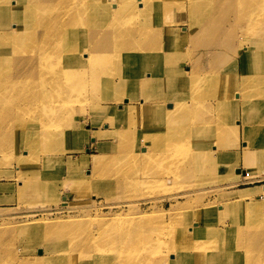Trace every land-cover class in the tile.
Returning a JSON list of instances; mask_svg holds the SVG:
<instances>
[{
	"label": "bare ground",
	"instance_id": "bare-ground-1",
	"mask_svg": "<svg viewBox=\"0 0 264 264\" xmlns=\"http://www.w3.org/2000/svg\"><path fill=\"white\" fill-rule=\"evenodd\" d=\"M13 1L15 4L11 7L7 3L8 1L0 0V69H3L5 64L12 65V71L9 73L10 78L4 75L0 76V86L5 87L0 92V114L11 118L9 120L11 124L7 126L5 145L16 154L18 147L32 146V141L27 138V129H31L35 134L45 129L49 131L55 127L49 119L55 117L57 121L62 116L71 113L68 100L74 101V95L63 91L76 85L83 87L82 84H89L91 88L89 87L88 90L104 86L107 92L96 97L97 105L91 104L89 107L83 105L79 109L74 108L75 112L90 108L89 112H96L97 115L94 117V122L102 124L103 119L113 114L115 117L118 115L121 119H128L137 111L138 107H141L146 115V121L149 122V118L152 116H158L163 121L170 122L165 126L150 122L151 124L144 128L148 133L157 137L159 142L165 141V137L168 138L167 145L171 146L168 135L171 130H184L188 133V130L200 129V127L193 129L191 126L179 125V123L187 121L182 114L185 110L181 113L179 110L186 104L193 106L195 103L202 102L199 98H193L191 94L184 92L185 84L190 83L193 75L186 71L183 72L180 66L182 62L193 60L195 69L200 68L205 72L222 71L229 75L238 71V66L233 63L241 62L242 73L249 74L254 71L253 77L245 78L242 87H238L235 82L225 84V86H231L238 90L240 95L243 89L250 88L249 82L255 78H263L260 75L264 74V0H59L57 4L54 0ZM31 2L39 4V6H24L25 3L29 5ZM191 12L193 13L191 14ZM182 22L188 24L189 31H183L180 34L182 36H178L176 41H181V39L188 41L193 28L209 32L205 35L207 39L201 40L197 45L190 44L188 48L185 44L179 47L173 43L175 42L173 36L176 35L177 30L175 25ZM147 23H151L153 27L146 28ZM4 24H8L10 28L3 29ZM237 26L242 28L240 36L236 35L235 28ZM146 30L148 33H154L150 35L158 43L154 49L150 47L142 49L141 43H136ZM26 40L35 41L37 44L31 50L20 49L21 43ZM236 44L239 48L246 44V53L240 60H238ZM176 49L178 52H175ZM152 51H154L153 54ZM195 55H198V59H195ZM205 57L209 60H207L208 62H205ZM250 58L252 63L249 68V65L245 63ZM143 59L155 60V70L146 71L148 67ZM164 69L168 71L167 74ZM64 83L68 86H65ZM31 84H36L38 87L37 91L29 96L26 91ZM134 88H136V92H134ZM140 89L144 90V99L137 96V91ZM177 91L181 93L177 94ZM228 93H231V89H228ZM223 96L226 98L229 95L223 94ZM29 99H36L37 103L25 105L24 103ZM47 100H49L48 103H46ZM108 100H114L111 101L114 106L101 107L102 103L108 102ZM116 108H121V113ZM202 110L200 113L195 112L194 114H201L204 118L212 116V109L208 105L204 106ZM259 113H261V117H264V110ZM250 117L254 125L252 127L254 129L253 136L258 134L260 136V133L264 132L262 120L253 111ZM27 118L32 120H26ZM33 120H37L39 123L34 124L36 122ZM119 122L120 120L115 124L118 125ZM76 125L79 126L78 121ZM250 131L252 130L248 127L246 137L249 139L252 137L249 136ZM84 134L85 131L79 127L78 130H74V133L66 132V136H69L66 138L68 140L73 138L72 142H74L83 138ZM101 135L105 134L101 133ZM122 135L119 148L115 147L119 152L117 155L114 153L111 158L112 164L116 160L128 163V161L136 159L132 149L137 140L126 139L124 138L126 134L122 133ZM142 141L146 143L145 140ZM65 142L63 144L68 151L81 152L77 158L81 165H86L91 161L95 163L97 169H103V167L99 168L103 159H91L87 152H83L84 147H79L77 142L72 145ZM155 142L154 140L150 143L151 148ZM197 142L203 146L205 138H198ZM251 143L252 140L244 146L246 145L248 148ZM178 146L176 144V149ZM212 147L216 150L217 145L214 144ZM172 153L174 151L159 147L154 152L148 153L147 156L159 159V156L163 154L162 162L178 166L183 156L181 153H178L179 156H171ZM186 153L188 154L189 150H186ZM199 154L200 157L197 158L196 163L199 168L203 169L221 171L230 168L231 171L239 160L237 154L231 156L232 152L221 153L220 159L212 157V153H207L205 149H202ZM197 155L189 156L187 161H194ZM27 158H29V154H26L22 159ZM204 159L209 160L207 165H203ZM52 162V159L48 160L49 164ZM71 168L70 181L74 182L76 179V182H81L80 184L94 181L95 188L96 186L100 187L102 179L100 175L79 176L82 174V170ZM158 171L169 174L179 172V170L167 166ZM235 172L240 174L242 170L236 167ZM133 173H136V170ZM110 175H112L111 172ZM118 177L123 178L124 182H131V175H126L124 172L120 173ZM169 180L173 182L172 179L168 178V182ZM106 181L114 182L108 179ZM101 188H104V185ZM88 189L89 187L81 189L80 193H86ZM247 196H250L248 191L239 192L235 200L232 201L233 203L227 208V212L230 213H244L237 220L236 225L241 218L247 216L246 214L258 210L261 204L256 202L253 205H246ZM178 206L180 207L170 208L169 213L180 222L188 215L181 214L178 217L177 213L185 210L182 205ZM208 212L209 210L206 208L200 210L197 218H207ZM143 220L144 218H141L136 222L141 224L140 222ZM182 223L186 224L184 231L177 229L178 224H176L177 228L171 233L172 240L177 243L169 242V245L178 246L169 248L171 249L168 253L170 257L174 259V253L171 254V252H175L177 261L183 257L187 260L194 259L197 264H215V259H220L226 254L225 233L218 231L214 228L215 226L212 228V226L203 223L205 227L211 228L207 232L195 220H190V217ZM193 223L194 225L191 226ZM52 224H48V232L51 229L70 228L78 233L83 225L81 222ZM229 225L230 223L225 226ZM145 231L146 228L138 226L123 228L114 225L111 220H102L99 236L98 233L89 234L87 241L82 243V240L85 239L84 235L69 234L68 243H56L55 241L48 243L47 250L50 252L48 256L43 257L42 253L39 254L40 249H38L40 259L30 257V260L19 263L13 261L9 264H158L162 262L168 264L169 260L165 258L161 248L155 243L157 240H148L144 248L135 247L134 249H139L138 252L130 251L129 246H135L140 234ZM207 237L211 242H205ZM36 240L41 244V239L40 241ZM184 241V246L180 247V243ZM241 244L245 245L247 242L242 240ZM111 249L113 252L110 257L107 252ZM17 256L18 253L15 258Z\"/></svg>",
	"mask_w": 264,
	"mask_h": 264
},
{
	"label": "rangeland",
	"instance_id": "rangeland-1",
	"mask_svg": "<svg viewBox=\"0 0 264 264\" xmlns=\"http://www.w3.org/2000/svg\"><path fill=\"white\" fill-rule=\"evenodd\" d=\"M6 1L11 7L15 4L13 0ZM54 1L57 4L59 0ZM24 6L37 7L39 4L31 2L29 5L25 3ZM149 27H153V25L147 23L146 28ZM175 27L177 30L176 35L173 36L175 41L173 43L179 47H182L183 44L187 45V48L190 44L197 45L201 40H206L205 35L209 33L193 28L188 41L183 39L176 41L178 36H182L180 34L183 31H189V29L186 22L177 24ZM9 28L8 24H4L3 29ZM235 31H237L236 35L240 36L242 28L237 26ZM152 34L154 33H148L146 30L136 43H141L142 49L145 47L154 49L158 43L150 36ZM36 44L35 41L26 40L21 43L20 49L31 50ZM245 45L241 48L238 47V44L235 45L238 51V60L246 53ZM175 52H178V49ZM151 53L153 54L154 51ZM205 58V62H208L207 57ZM195 59H198V55H195ZM143 61L148 67L146 71L155 70V60L143 59ZM192 61L188 60V62L180 64L183 72L186 71L193 75L190 83L185 84L184 92L191 94L193 98H199L202 102L195 103L193 106L186 104L184 108H181L179 112L185 110L182 114L187 121H183L179 125L191 126L193 129L200 127V129L188 130V133L184 130H171L168 134L171 146L167 145L168 138L165 137V141L159 142L157 137L148 133L144 128L152 122L158 123L159 126H165L170 122L163 121L158 116H152L149 118V122L146 121V115L141 107H138L137 111L128 119H121L118 115L115 117L113 114L103 119L102 124L94 122V117L97 115L96 112H89L90 108L84 111H74V108L79 109L83 105L86 107L91 104L97 105L96 97L107 92L104 86L88 90L91 86L82 84L83 87L76 85L63 91L74 95V101L68 100L71 113L62 116L57 121L55 117L49 119L55 126L49 131L45 129L35 134L31 129H27V138L32 141V146L18 147L17 154L13 150L10 151V148L5 145L7 126L11 124L9 122L11 118L0 114V242L2 243L0 263L9 264L13 261L19 263L30 260V257L40 259L38 249L43 250L41 254L43 257L48 256L50 253L47 250L48 243L51 241L68 243L69 234L84 235L85 239L82 240L84 243L89 234L98 233V236L100 235L102 220H111L118 227L146 228V231L140 234L137 244L129 246L131 252L139 251V249H134L135 247L144 248L148 240H157L155 243L161 248L165 258L169 260L168 264H197L191 258L187 260L181 257L177 261L175 252H171V254L174 253V259L168 254L171 250L170 247L178 246L169 245V242L177 243L172 240L171 236V233L177 228L175 225L178 224L177 229L184 231L186 224L182 222L190 217V220H195L207 232L211 228L205 227L203 223L212 226V228L215 226L214 228L218 231L225 233L226 254L220 259H215V264H264V132L260 133V136L259 134L253 136L254 129L252 127L254 125L250 117L252 111L257 114L262 120L264 129V117H261V113H259L264 110V74L260 75L263 77L262 79L254 77L255 79L249 82L250 88L243 89L240 95L238 90L231 86H225V84L235 82L238 87H242L245 78L252 76L254 71L250 70L249 74H243L242 63L237 61L233 64L238 66V71H234L230 75L222 71L205 72L200 68L195 69ZM251 63L250 58L245 64H248L250 68ZM11 71L12 65L5 64L3 69H0V76L4 75L10 78ZM164 71L166 74L168 73L166 69ZM64 84L68 86L66 83ZM37 87L38 85L31 84L26 93L31 96L37 91ZM4 88L0 86V92ZM228 89H231V93H228ZM134 92H136V88H134ZM176 93L180 94L181 92L177 91ZM223 94L229 96L225 98ZM144 95L143 89L137 91L139 98L144 99ZM111 101L114 100L103 101L101 107L114 106ZM17 102L19 103L20 100ZM35 103H37L36 99H29L24 104ZM122 105H124L123 102ZM207 105L212 109L211 117L204 118L201 114H194L203 111L202 108ZM116 110L120 113L122 111L121 108H116ZM26 120L32 119L27 118ZM119 120V124H115ZM33 121L36 122L34 124L39 123L37 120ZM77 121L79 126L76 125ZM79 127L85 131V136L74 142H72L73 138L68 140L69 136H66V132L74 133V130H78ZM248 127L252 130L249 133V136H252L250 139L246 137ZM101 133L105 135H101ZM122 133L126 134L124 136L126 139L137 140L132 149L136 159L128 161V163L116 160L112 164L113 154L117 155L119 152L117 149L122 140L120 136L123 137ZM174 136L175 139H173ZM177 136H179L178 139ZM202 137L205 138L203 146L197 142V139ZM142 140H145L146 143ZM154 140L156 142L151 148L150 143ZM250 140L252 143L246 148L244 144ZM63 142L70 145L77 142L79 147H84L83 152H87L89 158L103 159L99 165V168L103 167V169H97L95 163L91 161L86 165H81L77 160L81 152L68 151ZM176 144L179 145L177 149ZM214 144L217 145L216 150L212 147ZM159 147L174 151L170 154L171 156H179L181 153L183 159L180 164L175 166L162 162L161 156L164 153L159 156V159L147 156L148 153L154 152ZM202 149H205L207 153H212V157L217 159L221 158V153L232 152L231 156L237 154L239 160L231 171L230 168L221 171L199 168L196 160L200 157L199 153ZM186 150H189L188 154ZM26 154H29V158L22 159ZM195 154H198L195 160L188 162V157ZM49 159L53 160L51 164L48 163ZM208 163V159L203 160V165ZM166 166L177 169L179 172L169 174L158 171ZM71 167L79 168V171L82 170V174L79 176L100 175L102 179H97L101 181L100 187L96 186L95 188L94 181H86L83 184L76 182V179L74 182L70 181ZM236 167L242 170L240 174L235 172ZM134 170L136 173H133ZM122 172L131 175V182H124L123 178L118 177ZM237 175H239L238 178H236ZM168 178L173 182L169 180V183ZM107 179L114 182H107ZM103 185L104 188H101ZM87 187H89L87 192L81 194L80 190ZM241 191L250 193V196H247L245 200L246 205H253L256 202L261 204L258 210L245 213L247 216L241 218L236 225L237 220L244 213H230L227 212V208L233 203L232 201L235 200L239 192L242 193ZM178 205L185 208L184 211H180L181 213H177L178 217L181 214L188 215L180 222L169 213L170 208L180 207ZM204 208L209 210L208 217L197 218L200 210ZM237 214L240 215L237 216ZM141 218H144L143 222L137 224L136 221ZM71 222L83 223L78 233L70 228L47 231L48 224ZM225 223H230V225L225 226ZM193 225L194 223L191 226ZM208 238L205 239L207 243L211 242ZM36 239L39 241L41 239V244ZM242 240H245L247 244H241ZM184 244L185 241L179 246L182 247ZM112 252V249L107 252L110 257ZM16 253L18 256L15 258Z\"/></svg>",
	"mask_w": 264,
	"mask_h": 264
},
{
	"label": "water",
	"instance_id": "water-1",
	"mask_svg": "<svg viewBox=\"0 0 264 264\" xmlns=\"http://www.w3.org/2000/svg\"><path fill=\"white\" fill-rule=\"evenodd\" d=\"M64 199H65V198H64ZM41 253H42V250L40 249V250H39V254H41Z\"/></svg>",
	"mask_w": 264,
	"mask_h": 264
},
{
	"label": "crops",
	"instance_id": "crops-1",
	"mask_svg": "<svg viewBox=\"0 0 264 264\" xmlns=\"http://www.w3.org/2000/svg\"><path fill=\"white\" fill-rule=\"evenodd\" d=\"M245 161V160H244Z\"/></svg>",
	"mask_w": 264,
	"mask_h": 264
}]
</instances>
